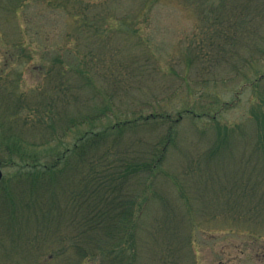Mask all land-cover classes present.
<instances>
[{
	"label": "trees",
	"instance_id": "obj_1",
	"mask_svg": "<svg viewBox=\"0 0 264 264\" xmlns=\"http://www.w3.org/2000/svg\"><path fill=\"white\" fill-rule=\"evenodd\" d=\"M35 1L38 0H0V19L6 23L19 20ZM42 1L64 10L75 21L83 18L82 25L77 27L81 31L85 26L94 27L90 33L101 51L97 56L90 48L79 56L75 39L70 40L71 62L64 54L51 56L50 61L49 48L45 46L40 59L49 63L42 67L46 86L29 89H24L22 79L24 67L35 58L36 50L31 43L15 40L10 49L0 51V167L8 169L0 187L14 182L15 189L18 188V193L11 192L14 201H10V209H19L21 205V209L33 207L43 212L67 210L75 221L72 225L77 227L73 236L87 241V256L91 252L115 254L128 236L119 227L133 221V214L126 216V212L136 208L153 190L157 176L164 172L169 149L175 144L176 128L188 117L196 122L210 120L218 134L204 152L186 156L188 166L180 177L184 196H188V185L200 189V183L209 181L208 170L215 157L235 141L232 133L252 120L257 136L252 154L263 163L259 164L254 181L241 179L239 185L244 192L239 195L249 205L264 206V192H258L259 187H264V0H179L197 18L199 37L189 44L192 49L189 59L231 65L233 76L224 82H236V91L231 102L217 99L209 111L189 107L175 116L155 111L145 115L142 111L146 110L145 105L151 107L148 104H143L142 111L139 106L128 110L130 113H124L118 106L116 110L115 99L120 93L131 95L128 83L131 86L133 77L135 80L141 77L147 66L136 67L140 59L137 55L123 56L102 35L111 30L110 12H105L108 14L98 24H87L85 18L91 10L80 7L77 0ZM140 61L148 63L147 59ZM97 75L103 78L106 90L95 84ZM78 76L83 82L75 81ZM85 90L91 93L87 99H76ZM249 94L243 122L221 123L219 116ZM69 103L74 105L71 112L66 110ZM83 106L84 114L80 110ZM19 124L21 130L15 131ZM165 125L167 132L157 140L145 136L147 131ZM37 131L43 134L41 142L25 137ZM73 132H76L74 140L67 142ZM29 190L32 195H28Z\"/></svg>",
	"mask_w": 264,
	"mask_h": 264
},
{
	"label": "rangeland",
	"instance_id": "obj_2",
	"mask_svg": "<svg viewBox=\"0 0 264 264\" xmlns=\"http://www.w3.org/2000/svg\"><path fill=\"white\" fill-rule=\"evenodd\" d=\"M77 2L80 7L87 6L91 10L85 18L87 24H98L108 14L105 12H110L111 30L102 35L107 36L109 45L119 49V53L122 51L123 56L137 55L140 59L136 67L147 66L141 77L136 80L133 77L131 86L128 83L131 95L120 93L115 99L116 110L118 106L124 113H130L139 106L138 110L142 111L143 104H148L151 107L145 105L147 108L142 111L145 115L155 111L175 116L176 112L189 107L197 111L204 107L209 111L217 99L223 103L232 101L236 82H224L233 76L231 65L210 59V62L189 59L192 51L189 44L194 37H199L197 18L179 0ZM82 23L83 18L75 21L64 10L42 0L26 8L19 20L6 23L0 19V51L10 49L15 40L21 39L30 42L36 50L34 60L23 69L24 89L46 86L42 67L49 63L40 59L45 46L49 48L47 59L50 61L51 56L64 54L71 62L70 40L75 39L79 56L90 48L99 56L100 45L94 44V35L90 33L94 27L85 26L81 31L77 27ZM145 59L147 64L140 61ZM100 75L94 76V82L105 89L107 85ZM78 79L83 82L80 76L75 81ZM90 94L82 91L76 99L85 101ZM249 97L250 94L239 105L221 114V123L241 124ZM73 108L69 103L66 110L71 112ZM80 110L86 113L84 106ZM241 125L239 131L232 133L236 142H230L211 163L209 181L200 183V189L194 184L188 185V196H184L180 177L188 166L186 156L204 152L216 141L218 131L214 123L205 118L197 122L190 117L180 121L164 172L157 176L146 198L126 212V216L133 214L131 224L119 227L125 237L128 235L126 242L124 239L120 249L111 256L94 252L86 255L87 241L73 236V229L77 227L72 225L75 221L67 210L43 212L33 207L21 209V205L19 209H10L9 204L14 201L11 192L18 193L17 184H2L0 264H264V206L249 205L248 200L240 199L239 195L244 192L239 185L241 179L254 181L263 160L252 154L257 139L252 120ZM20 127V124L16 126L15 131L21 130ZM167 128L165 125L149 130L145 136L157 140ZM75 133L69 134L67 142L74 140ZM25 137L41 142L43 134L37 131ZM1 170L4 175L8 169ZM8 174L11 173L8 171ZM28 192L32 195L33 191ZM258 192H264V187H259Z\"/></svg>",
	"mask_w": 264,
	"mask_h": 264
},
{
	"label": "water",
	"instance_id": "obj_3",
	"mask_svg": "<svg viewBox=\"0 0 264 264\" xmlns=\"http://www.w3.org/2000/svg\"><path fill=\"white\" fill-rule=\"evenodd\" d=\"M2 179H3V172H2V170L0 168V182L2 181Z\"/></svg>",
	"mask_w": 264,
	"mask_h": 264
}]
</instances>
